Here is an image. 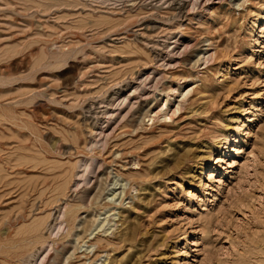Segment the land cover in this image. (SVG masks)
<instances>
[{
	"label": "rangeland",
	"instance_id": "374dc122",
	"mask_svg": "<svg viewBox=\"0 0 264 264\" xmlns=\"http://www.w3.org/2000/svg\"><path fill=\"white\" fill-rule=\"evenodd\" d=\"M149 1L0 0V264H264V0Z\"/></svg>",
	"mask_w": 264,
	"mask_h": 264
},
{
	"label": "bare ground",
	"instance_id": "6f19581e",
	"mask_svg": "<svg viewBox=\"0 0 264 264\" xmlns=\"http://www.w3.org/2000/svg\"><path fill=\"white\" fill-rule=\"evenodd\" d=\"M149 1V0H148ZM147 0H132V3L127 7L126 6V9H137L138 7H146V6H148L150 3L148 2ZM153 1V0H152ZM166 2H175V0H165ZM164 1V2H165ZM181 1V0H180ZM200 1V0H199ZM193 2H195V3H197V0H193ZM153 3V2H152ZM178 3V2H177ZM180 3V2H179ZM199 3V2H198ZM127 4V3H126ZM125 4V5H126ZM168 4H170V3H168ZM181 4V3H180ZM184 4V8H186V6L188 5V3L186 2V3H183ZM152 5V7H153V5L154 4H151ZM150 5V6H151ZM177 5V4H176ZM191 5V4H190ZM189 5V6H190ZM196 5V4H195ZM178 6V5H177ZM124 8H125V6H124ZM179 9H180V7H178ZM189 8V7H188ZM126 9H124L123 11H126ZM152 9V8H151ZM182 9V8H181ZM187 9V8H186ZM185 9V10H186ZM187 11V10H186ZM136 15V14H135ZM137 29H139V28H137ZM126 31H128V30H126ZM133 31V30H132ZM134 32V31H133ZM201 52H203V51H199V53L197 54V58L198 59H201L203 56H204V53L202 54ZM177 88H175V90H176ZM164 93H163V95H164V103H163V105L160 107V114H156L157 116H162V119L164 118H166V117H170L172 114V111H171V113H170V106H171V101H172V97H171V94L173 93V91L172 90H174V88L171 86V85H168L167 87H165L164 89ZM190 89H188V90H186L185 91V93H181V95L182 96H185L187 93H188V91H189ZM173 95V94H172ZM155 99V98H154ZM179 104H180V101H178L177 103H176V109H178V106H179ZM157 111V110H156ZM106 112V111H105ZM158 112V111H157ZM109 113V112H108ZM159 113V112H158ZM111 116V115H110ZM153 116L154 115H152V118H153ZM108 117V116H107ZM148 119H150V118H148ZM94 125H96V124H94ZM94 132H95V130H93ZM103 132H104V129H103ZM218 161H223V159L220 157V158H218ZM91 162V161H90ZM135 163V162H134ZM87 164V163H86ZM134 165V164H133ZM134 167V166H133ZM88 168V167H87ZM87 168L84 170V172H86L87 171ZM135 168V167H134ZM82 170V169H81ZM82 172V171H81ZM81 174V173H80ZM83 174V173H82ZM85 174V173H84ZM84 174L82 175V176H84ZM86 178V177H85ZM116 178V177H115ZM77 179H79V178H77ZM118 179V178H117ZM117 179H115V181H113L111 184H112V186L110 187V188H107V190H108V192H107V194H106V196H104V198L106 199V201H109V202H112L114 205H117V204H120L122 201H121V196H122V194H123V192H124V188L126 187V185H127V182L126 181H121V182H117L118 180ZM84 181V180H83ZM78 183V182H77ZM117 183H119L118 184V186L119 187H121V189L119 190V191H116V187H115V185H117ZM133 186V185H132ZM118 187V188H119ZM64 203V206H63V209L61 208V207H59V208H57V210L56 211H54L53 213H55V214H53L52 212H50V220H47V221H45L44 222V224L43 223H41V229H40V231L39 230H37V231H39L40 233H41V230H42V233H43V231L45 230V232H47V235H46V237L45 236H43L44 238H42V237H39V238H37L36 239V241L35 242H30V243H38V242H40V249H42L44 246H45V244H48L50 241L53 243V242H55L56 241V239H55V237H56V235L58 234V232L60 231V230H63L64 228H65V226H62V224H63V222H65V224H66V218H65V207L67 206H65V202H63ZM114 208H117L116 206L114 207ZM109 209V208H108ZM107 209V210H108ZM111 209V208H110ZM68 210V209H67ZM107 210H105V211H107ZM116 213V212H115ZM103 214V213H102ZM112 214H114V212H112L111 213V215ZM108 216L110 217V215L109 214H106V215H104L103 217H101L99 220H98V218H96L95 219V223H93L94 224V227H92L91 229H88V231H87V233H86V229L85 230H83V231H85V233H86V235L88 236H90V238L91 237H93V236H91L92 234H96V233H98L99 231H102V235H106V233H107V231L114 225V217L113 216H111V220L110 219H108ZM97 217H99V216H97ZM71 218V217H70ZM83 223V222H82ZM58 224V225H57ZM57 225V226H56ZM107 226V227H106ZM82 227H83V225H82ZM81 227V228H82ZM57 228V229H56ZM55 229H56V231H55ZM111 230V229H110ZM55 231V232H54ZM3 233H5V232H3ZM41 233V234H42ZM77 235V234H76ZM58 237V236H57ZM35 238V237H34ZM80 239L81 237H80V235L79 236H76L75 237V239L77 240V239ZM35 239H32V241H34ZM83 240V239H82ZM86 242V241H85ZM85 242H83V244H82V246H84L85 245V247L83 248V253H84V256L83 257H85V258H88V254L92 251V249H93V247H94V243H91V244H86ZM18 243H14L12 246H14V245H17ZM20 245H21V243H20ZM21 247V246H20ZM39 249V250H40ZM39 250L37 251V252H39ZM26 255H28V254H26ZM38 255H36V257H32L31 256V258H30V256H28V257H23L22 259H20V263L21 264H40V262L41 261H44L43 259H45V258H42L39 262H37V257ZM85 263V262H84ZM92 263V262H91ZM89 261L86 263V264H91Z\"/></svg>",
	"mask_w": 264,
	"mask_h": 264
}]
</instances>
